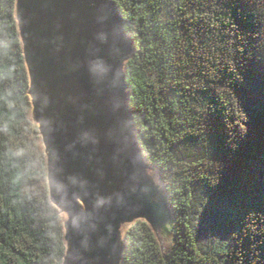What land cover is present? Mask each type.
I'll return each mask as SVG.
<instances>
[{"label": "trees", "instance_id": "1", "mask_svg": "<svg viewBox=\"0 0 264 264\" xmlns=\"http://www.w3.org/2000/svg\"><path fill=\"white\" fill-rule=\"evenodd\" d=\"M144 154L174 214L173 245L126 230L122 264H264V0H117ZM0 0V264H62L15 17Z\"/></svg>", "mask_w": 264, "mask_h": 264}, {"label": "water", "instance_id": "2", "mask_svg": "<svg viewBox=\"0 0 264 264\" xmlns=\"http://www.w3.org/2000/svg\"><path fill=\"white\" fill-rule=\"evenodd\" d=\"M15 17L28 116L42 141L50 202L63 217L62 264H122L124 225L143 220L158 242L157 232L162 240L175 225L130 104L126 64L136 49L118 1L16 0Z\"/></svg>", "mask_w": 264, "mask_h": 264}, {"label": "rangeland", "instance_id": "3", "mask_svg": "<svg viewBox=\"0 0 264 264\" xmlns=\"http://www.w3.org/2000/svg\"><path fill=\"white\" fill-rule=\"evenodd\" d=\"M167 225L171 226L169 221L165 223V226H167ZM128 226H129V224H126L123 226L122 233L125 232V230L128 228ZM165 228L166 227H164V231L162 232V235H161L163 241L161 240V237L159 235V231L157 232V234H158L157 236H158V239H159V242H160V245L162 247L163 252H167L169 249H171V247L173 245V233H174L173 232V225L171 227L166 228V229Z\"/></svg>", "mask_w": 264, "mask_h": 264}]
</instances>
